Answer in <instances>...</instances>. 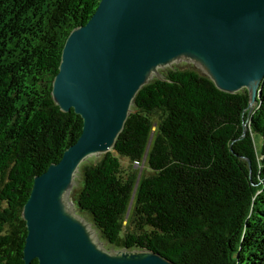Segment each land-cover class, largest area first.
I'll return each mask as SVG.
<instances>
[{"label": "trees", "instance_id": "obj_1", "mask_svg": "<svg viewBox=\"0 0 264 264\" xmlns=\"http://www.w3.org/2000/svg\"><path fill=\"white\" fill-rule=\"evenodd\" d=\"M100 2L0 0V264H25L34 179L82 134L81 117L54 102L53 81L68 36ZM163 76L137 94L115 148L82 164L77 213L109 249L264 264V80L249 113L247 90L224 93L192 67ZM146 153L151 173L138 181Z\"/></svg>", "mask_w": 264, "mask_h": 264}, {"label": "water", "instance_id": "obj_2", "mask_svg": "<svg viewBox=\"0 0 264 264\" xmlns=\"http://www.w3.org/2000/svg\"><path fill=\"white\" fill-rule=\"evenodd\" d=\"M173 66L198 69L227 94L247 90L252 113L264 80V0H101L70 33L52 97L81 117L82 134L34 179L22 211L25 264H176L108 250L70 200L82 164L115 148L137 94Z\"/></svg>", "mask_w": 264, "mask_h": 264}, {"label": "rangeland", "instance_id": "obj_3", "mask_svg": "<svg viewBox=\"0 0 264 264\" xmlns=\"http://www.w3.org/2000/svg\"><path fill=\"white\" fill-rule=\"evenodd\" d=\"M173 68H178V67H176V66H173ZM187 68H189V67H187V66H184V68L183 69H187ZM168 70V69H167ZM198 70V69H197ZM256 141H257V143H258V145H261V139H260V137H256ZM100 157H97L96 159H99ZM88 161H94V159H89ZM87 161V162H88ZM122 164H123V167L124 168H132V165H131V163L127 160V159H122ZM133 168L135 169V170H141L142 168H143V170L145 169V171L147 172V174H150L151 173V171L148 169V167H147V165H146V162H143V164L139 167V168H136V167H134L133 166ZM80 182H81V173L79 174V177L77 178V180H76V183H77V186H74V188H73V190H72V192H71V195H70V197H74V195H76V193H77V191H78V189H79V187H80ZM71 200V199H70ZM88 219V218H87ZM88 222L89 223H91V221H90V219H88ZM92 224V223H91ZM93 227V226H92ZM105 247L106 248H108V246L107 245H105ZM108 250H110L109 248H108Z\"/></svg>", "mask_w": 264, "mask_h": 264}, {"label": "built area", "instance_id": "obj_4", "mask_svg": "<svg viewBox=\"0 0 264 264\" xmlns=\"http://www.w3.org/2000/svg\"><path fill=\"white\" fill-rule=\"evenodd\" d=\"M143 164V163H142ZM142 164H140L139 162H135L134 165L136 168H139Z\"/></svg>", "mask_w": 264, "mask_h": 264}]
</instances>
